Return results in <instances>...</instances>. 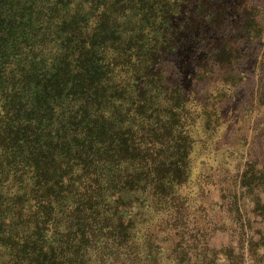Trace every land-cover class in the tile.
I'll return each instance as SVG.
<instances>
[{"label": "trees", "instance_id": "trees-1", "mask_svg": "<svg viewBox=\"0 0 264 264\" xmlns=\"http://www.w3.org/2000/svg\"><path fill=\"white\" fill-rule=\"evenodd\" d=\"M263 42L264 0H0V264L264 254V172L249 159L257 236L236 253L192 221L193 160Z\"/></svg>", "mask_w": 264, "mask_h": 264}, {"label": "rangeland", "instance_id": "rangeland-1", "mask_svg": "<svg viewBox=\"0 0 264 264\" xmlns=\"http://www.w3.org/2000/svg\"><path fill=\"white\" fill-rule=\"evenodd\" d=\"M256 48L257 67L246 72V80L238 87L237 96L225 105L226 119L220 120L221 130L208 140L213 142L211 147L214 148L208 149L207 144L205 150L201 146L198 152L201 155L194 158L192 168V178L203 187L200 199L204 203L202 211L197 212L192 221L207 230L210 245L230 244L236 253L243 238L257 236L255 231L263 227L240 187V173L248 159L264 172V42ZM260 196L264 201V192ZM241 224L245 225L244 231ZM174 243L173 239H168L164 245L169 247ZM243 252L242 264H264L261 250L249 254L244 248ZM224 262L227 263V259L221 256L220 263Z\"/></svg>", "mask_w": 264, "mask_h": 264}]
</instances>
